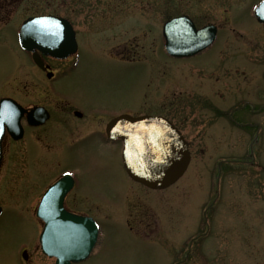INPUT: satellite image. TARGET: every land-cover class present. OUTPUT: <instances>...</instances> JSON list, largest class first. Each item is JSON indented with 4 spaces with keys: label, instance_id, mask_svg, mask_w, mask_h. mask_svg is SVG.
<instances>
[{
    "label": "rangeland",
    "instance_id": "1",
    "mask_svg": "<svg viewBox=\"0 0 264 264\" xmlns=\"http://www.w3.org/2000/svg\"><path fill=\"white\" fill-rule=\"evenodd\" d=\"M260 1L0 0V96L25 101L27 60L17 45L21 21L60 16L77 31L80 56L77 68L52 86L54 94L84 105L162 114L191 142L182 177L162 191L128 183L124 210L117 149L94 141L83 150L48 156L33 145L26 148L25 139L7 145L0 167V264H19L21 247L30 248V264H53L35 250L41 223L33 212L36 190L57 167L77 171L79 206L103 225L92 254L78 264H264V111L245 108L231 117L259 130L228 118L230 108L244 102L255 109L264 105V26L252 16ZM177 15H187L197 27L216 25L213 48L191 60H169L161 28ZM120 56L134 61L121 63ZM184 78L191 84L186 100L179 95ZM34 85L40 92L32 99L42 101L44 86ZM173 104L185 109L174 111ZM136 204L141 218L130 209Z\"/></svg>",
    "mask_w": 264,
    "mask_h": 264
},
{
    "label": "water",
    "instance_id": "2",
    "mask_svg": "<svg viewBox=\"0 0 264 264\" xmlns=\"http://www.w3.org/2000/svg\"><path fill=\"white\" fill-rule=\"evenodd\" d=\"M254 8V19L264 24V15H258ZM36 20L59 24L53 28L55 35L44 34ZM213 27L195 29L186 16H179L164 23L162 35L167 54L174 57H189L210 45L214 38ZM19 44L23 50L37 49L45 55L65 57L75 50L74 33L70 24L54 17H33L26 19L19 30ZM24 110L10 99L0 101V165L2 161L1 142L5 131L14 139L21 138L19 120ZM111 138L123 142L121 159L128 176L143 186L163 190L175 183L184 173L190 161L187 144L179 132L161 117L121 116L108 125ZM61 182L52 185L41 198L36 217L43 222L39 235L42 252L54 257L55 264H73L85 260L97 237V230L90 219L75 216L63 209ZM1 213V208H0Z\"/></svg>",
    "mask_w": 264,
    "mask_h": 264
},
{
    "label": "flooded vegetation",
    "instance_id": "3",
    "mask_svg": "<svg viewBox=\"0 0 264 264\" xmlns=\"http://www.w3.org/2000/svg\"><path fill=\"white\" fill-rule=\"evenodd\" d=\"M6 1L7 0H2L3 3H5ZM72 28L74 32L76 48L74 52L70 53L69 55L65 57L55 58L52 56L42 55L40 52L36 50L28 51V52L20 50L22 54H24L27 60L26 78H27L28 83L26 82L27 84L26 86H24L25 101L23 103L19 102L14 96H4V95L0 96V99L9 98V99L14 100L17 104H19L25 110L24 116L21 120V125L23 128L22 139L26 140V148L33 145L37 148H40L44 153L49 154L48 156H51L50 154H56L58 152L65 151V150L74 151L78 148L83 150V149H86L85 147L87 145L96 141L102 147H106L110 149L112 148L117 149L119 153V160H120V151L122 148V143L120 140L118 139L113 140L108 136L107 126L112 121V119L118 116L130 115L132 117H139V116L158 117L159 116V117H163L169 120L179 131V133L183 137V140L187 143L188 149H189L191 146V142L184 135L182 131V127L178 126L171 119H169L168 117L162 114H154L150 112H144V113L139 114L137 113L138 109H132V108H126V107L112 109V108H107V107H101V106H98L97 104L84 105L81 103L80 100H77L76 98L73 99L69 97L68 95H65L62 93L60 95H56L53 93L52 86H54L55 83L58 82L59 79L65 76L67 71H73L77 68V60L79 59V56H80V48H79L80 42L78 39L77 31L74 29L73 25H72ZM218 30L219 29L217 27L216 38L214 40L215 42L210 48L206 49L204 52H201L192 58L180 59V60H191L193 58H196L197 56L203 55L204 53H206V51H209L210 49H212L213 46L217 43V40L219 39ZM33 54H36L38 56L40 65L34 63ZM119 58H120L119 62L121 63H130L134 61L133 58L127 59L125 56H120ZM109 59H112V58L109 57ZM168 59L171 61H179V59H173L170 57H168ZM170 80L172 82L173 87H175L174 82H176V80H175L173 73H172ZM34 82H36L38 85L44 86L45 90H43L44 95H43L42 101L40 100L34 101L32 99L33 93L40 92V89L36 85H34ZM186 82L187 81H185V78H184L183 79L184 89L183 91L179 92V95L181 96L182 94H184L185 96V93H186L185 90H190L191 88V84L186 83ZM205 85L206 84L204 83V85L202 86H205ZM157 86L155 88L156 93L158 92ZM179 86L181 85L179 84ZM182 99L186 100L187 96H185V98L182 97ZM155 100H156V96H155ZM174 100L175 98H173V103H175ZM248 103L250 104V102ZM261 107H259L258 110H255L254 106H251V105H245L243 108L234 107L232 108L231 111H229L230 112L229 115L233 117L235 114L245 111L244 110L245 108L247 109L249 108L250 109L249 111L250 112L252 111V113H255V112L259 113V112L264 111V108H261ZM184 109H185L184 104L182 106L173 104L174 111L175 110L181 111ZM217 112L221 114V111H217ZM235 124L238 126V123H235ZM59 126H61L62 128H59ZM16 142L18 141H14L10 136L5 135L3 142H2L3 151L7 145H10L11 143H16ZM42 144L54 146L55 150L50 153L45 152L43 150ZM120 166H121L122 177H123L122 181L124 180V185H125V187L122 189V193H123L122 200H121L122 203L124 202L123 199L128 191V187H129L128 183L135 186L136 188L151 191L139 185L138 183H135L131 179H129V177L126 175L123 169L121 160H120ZM55 171L56 172L54 174L50 175L49 177H46L42 186L36 190L40 192H39L38 200L36 201V204L34 206V210L36 209V206L38 204L40 197L49 188V186H51L54 182H57L60 180L62 189H67L63 196V208L69 213H72V214H75L81 217L90 218L96 224L98 228L97 240H99L102 234V231H103L102 223L97 218L92 216L90 212L81 210L82 207L79 206V203H78V199L76 195L77 187L79 185V182L77 180V176H78L77 171H75L72 167H57L55 168ZM75 200L77 202H75ZM71 201L74 204L77 203V205L76 206L70 205ZM85 204L87 203H83L82 205H85ZM124 204L125 202L123 203V210L125 206ZM77 207H79L80 210L79 208L77 209ZM130 209L134 210V214L136 213V216L140 217L142 215V208L140 205L138 204H136L135 206L133 205L130 207ZM123 210L118 215V218L119 217L121 219L124 218ZM105 212L112 214L110 210L105 211ZM126 220L127 219H125V222L123 223L128 227L129 230H132V226ZM35 250H37L43 257H45L40 252L38 243H37V246L35 247ZM24 251L26 252L25 253L26 259L22 258V253ZM29 252H30V248L28 247H21L19 249V253H18L19 264H30L32 253H29ZM50 260L54 263L53 259H50Z\"/></svg>",
    "mask_w": 264,
    "mask_h": 264
},
{
    "label": "snow or ice",
    "instance_id": "4",
    "mask_svg": "<svg viewBox=\"0 0 264 264\" xmlns=\"http://www.w3.org/2000/svg\"><path fill=\"white\" fill-rule=\"evenodd\" d=\"M261 4L264 5V0H261ZM258 15H264V7L257 10ZM33 24L40 25L46 35H55L56 33L52 31L53 28H59V24H50L46 20H36Z\"/></svg>",
    "mask_w": 264,
    "mask_h": 264
}]
</instances>
